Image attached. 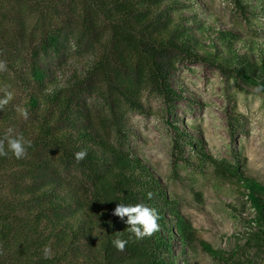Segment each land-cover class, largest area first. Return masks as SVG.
<instances>
[{"label":"trees","instance_id":"16d2710c","mask_svg":"<svg viewBox=\"0 0 264 264\" xmlns=\"http://www.w3.org/2000/svg\"><path fill=\"white\" fill-rule=\"evenodd\" d=\"M235 4L242 13L256 11L248 0ZM205 12L199 0H0V60L7 63L0 88L13 93L0 110V137L12 127L32 142L22 159L10 152L0 157V264H190L175 247L192 244L194 228L131 144L128 114L150 115L147 91L164 101L175 164L193 166L197 158L201 168L229 172L242 208L254 212L244 219L247 243L264 250V182L246 176L240 162L214 158L201 133L175 117L187 92L174 86L180 62L215 67L264 96V42L217 28ZM71 42L90 55L89 63L62 84L50 59L67 56ZM99 91L108 132L98 127L87 99ZM17 106L28 110L27 119ZM189 146L194 156H186ZM81 150L87 155L77 162L74 153ZM118 203L155 208L159 231L130 238L127 218L112 215ZM116 232L128 241L123 251L112 244Z\"/></svg>","mask_w":264,"mask_h":264},{"label":"rangeland","instance_id":"374dc122","mask_svg":"<svg viewBox=\"0 0 264 264\" xmlns=\"http://www.w3.org/2000/svg\"><path fill=\"white\" fill-rule=\"evenodd\" d=\"M199 1L206 11L205 17L217 28L232 30L246 40L264 42V0H248L255 13H242L235 0ZM87 54L71 42L67 56L50 59L62 84L69 82L74 72L80 73L88 66ZM174 86L187 90L185 98L177 103L175 117L179 125L194 135L199 131L214 158L232 165L240 162L246 176L264 182V96L232 77L226 79L215 67L190 61L177 64ZM87 99L98 127L108 132L107 124L101 123L107 114L103 91L88 95ZM143 101L150 115L132 111L128 114L135 132L132 147L180 202L182 214L194 228L193 243L185 249L176 245V254L185 250L190 264H264V250L247 243L250 230L244 219L254 212L242 208L236 179L225 169L199 167L197 158L193 166L175 164L174 133L163 99L147 91ZM190 149L186 147V156H194ZM67 173L72 175L70 179L74 177L82 183L79 173ZM231 204L238 206L239 213L231 209ZM207 246L218 254L209 252Z\"/></svg>","mask_w":264,"mask_h":264},{"label":"clouds","instance_id":"9594fccd","mask_svg":"<svg viewBox=\"0 0 264 264\" xmlns=\"http://www.w3.org/2000/svg\"><path fill=\"white\" fill-rule=\"evenodd\" d=\"M7 71V63L0 60V72ZM0 110H3L5 106L13 99V93L8 90V86L0 88ZM16 111L24 118H28V110L17 106ZM32 146L30 140L25 139L23 134H16L15 129L9 127L6 129L2 137H0V157H7L9 152L16 158L22 159L27 155V149ZM87 155L86 150H81L74 153L75 160L80 162L85 159ZM151 198L152 194H148ZM112 215L119 217L121 220H125L127 224V231L136 240H142L145 237H151L154 233L159 231V214L155 208H151L144 203L137 204H125L118 203L112 213ZM128 243L127 240L121 238V233L116 232L115 238L112 240L113 246L123 251ZM0 255H4L3 248L0 246ZM43 256L45 259L52 257L51 248L45 246L43 249Z\"/></svg>","mask_w":264,"mask_h":264}]
</instances>
